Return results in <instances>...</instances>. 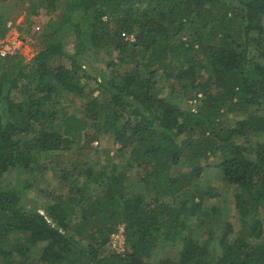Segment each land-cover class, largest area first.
Masks as SVG:
<instances>
[{
  "label": "trees",
  "instance_id": "16d2710c",
  "mask_svg": "<svg viewBox=\"0 0 264 264\" xmlns=\"http://www.w3.org/2000/svg\"><path fill=\"white\" fill-rule=\"evenodd\" d=\"M132 2L145 7H126ZM39 9L56 14L30 56L0 55V264H148L158 243L185 230L186 202L175 200L193 177L174 176L171 167L187 161L199 176L197 163L208 156L220 157L224 180L236 187L237 236L228 239L227 223L216 259L208 243L185 236L178 256L158 264H264V0L33 1L32 11ZM101 47L132 69L90 71L83 56ZM154 65L170 81L168 95L148 70ZM63 92L84 99L83 116L58 109ZM174 94L196 108L173 101ZM223 109L241 115L233 126L223 125ZM91 121L112 131L131 165L144 167L142 190L132 192L126 173L113 167L108 174L105 166L87 171L96 194L83 187L74 205L33 207L27 175L49 154L80 143ZM199 208L193 201V213ZM120 223L126 249L108 251ZM14 234L24 243L8 248Z\"/></svg>",
  "mask_w": 264,
  "mask_h": 264
},
{
  "label": "rangeland",
  "instance_id": "374dc122",
  "mask_svg": "<svg viewBox=\"0 0 264 264\" xmlns=\"http://www.w3.org/2000/svg\"><path fill=\"white\" fill-rule=\"evenodd\" d=\"M38 0H0V28H4L3 35L0 37V55L12 54L14 52H24L28 56L34 48L37 35L43 29L46 22L56 13L48 11V9H39L38 12L32 11V3ZM140 8L145 7V4H138L132 2L126 7ZM114 28V24L111 26ZM190 32H188L189 34ZM188 35L184 36V39ZM128 39L133 40V36ZM73 36L67 39V44L72 47ZM86 67L90 71L109 72L114 69L118 73H123L132 69V63L119 62L118 53L113 49L107 50L101 47L96 50H91L83 56ZM111 63H114L111 66ZM176 63V61L174 62ZM145 68L139 69L138 72L147 75ZM148 70H155L157 76L154 78L158 81L157 89L162 95H168L171 91L170 81L164 79L165 71L162 66H151ZM83 71L80 75H83ZM201 73H205L201 71ZM164 79V80H163ZM173 81V80H172ZM176 89L177 92H180ZM176 92V93H177ZM94 96L100 97L101 100L106 98V94L100 95L97 90H94ZM173 101L179 102L180 105L189 108L190 110L196 108L197 105L194 101H182L181 98L173 95ZM59 110L74 114L77 116L84 115V99L79 96L63 92L58 104L56 105ZM194 110V109H193ZM221 121L224 126H233L235 122L241 117L240 114L230 113L222 110ZM102 121V120H100ZM91 125L84 131L83 138L80 143L72 144L69 148L64 149L63 152H55L53 155L49 154L47 159L43 160L42 168L30 172L27 178L32 183L31 194L33 195L28 199L33 207L37 205H47L49 202L56 200L62 202L63 205L71 204V198H78L77 189L87 187L89 190L95 185L90 181L87 183V171L92 170L94 174L100 172L107 166L106 173H111L112 168L116 167L117 174L120 172L126 173L125 185L131 191L142 190V177L145 176L144 167H137L135 164L131 165L129 160V153L123 154L119 151V144L115 142L112 131L105 132L98 129V126ZM104 129V128H103ZM242 139L238 138L235 142H241ZM220 157L208 156L198 161L197 165L201 167L202 173L196 176L193 171V165L187 161H181L177 165L171 167V173L174 176L187 175L193 177L192 184L187 187L178 197L175 202L179 204L185 201V207L182 208L181 221L184 222V234L178 235L176 240L165 241L158 243L150 257L146 258L148 264H158L160 260L166 257L175 258L181 249L183 238L189 236L201 243H208L211 248V255L214 259L221 255V248L219 245V237L226 231V224H232V231L228 239H233L237 236L240 228V216L237 213L234 193L235 186L228 184L223 178V172L219 166ZM62 171L64 173H62ZM194 172V173H193ZM63 174H68L64 177ZM10 185L12 182L7 181ZM15 184V183H13ZM100 188H93L92 192L96 194ZM148 192L150 189H146ZM92 194V195H94ZM193 201L200 204V208L193 213ZM76 211L78 209L76 208ZM73 220H77L73 218ZM122 233L124 236V225L122 223L118 226L116 233ZM125 237V236H124ZM15 242L22 244L23 239L18 235H12L10 240H7V247ZM44 243L39 244L34 248L30 256H38L41 247ZM108 251H114L110 245L106 247ZM126 249V248H125ZM106 251H102L101 255ZM16 260H20L17 253L14 254Z\"/></svg>",
  "mask_w": 264,
  "mask_h": 264
},
{
  "label": "built area",
  "instance_id": "2783aa9c",
  "mask_svg": "<svg viewBox=\"0 0 264 264\" xmlns=\"http://www.w3.org/2000/svg\"><path fill=\"white\" fill-rule=\"evenodd\" d=\"M111 247L117 252L122 253L125 250V237L122 233H116L111 240Z\"/></svg>",
  "mask_w": 264,
  "mask_h": 264
}]
</instances>
